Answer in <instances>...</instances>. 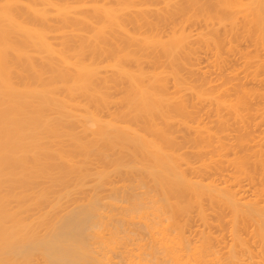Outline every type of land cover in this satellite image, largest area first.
<instances>
[{
    "label": "bare ground",
    "instance_id": "6f19581e",
    "mask_svg": "<svg viewBox=\"0 0 264 264\" xmlns=\"http://www.w3.org/2000/svg\"><path fill=\"white\" fill-rule=\"evenodd\" d=\"M0 264H264V0H0Z\"/></svg>",
    "mask_w": 264,
    "mask_h": 264
}]
</instances>
